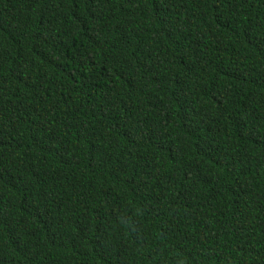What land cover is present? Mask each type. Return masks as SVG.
<instances>
[{
  "label": "trees",
  "instance_id": "16d2710c",
  "mask_svg": "<svg viewBox=\"0 0 264 264\" xmlns=\"http://www.w3.org/2000/svg\"><path fill=\"white\" fill-rule=\"evenodd\" d=\"M0 264H264V0H0Z\"/></svg>",
  "mask_w": 264,
  "mask_h": 264
}]
</instances>
